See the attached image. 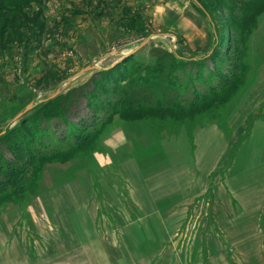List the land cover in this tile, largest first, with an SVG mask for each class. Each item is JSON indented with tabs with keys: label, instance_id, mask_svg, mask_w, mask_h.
Wrapping results in <instances>:
<instances>
[{
	"label": "rangeland",
	"instance_id": "374dc122",
	"mask_svg": "<svg viewBox=\"0 0 264 264\" xmlns=\"http://www.w3.org/2000/svg\"><path fill=\"white\" fill-rule=\"evenodd\" d=\"M180 1L194 10L210 28L211 34L210 22L202 12H198L196 4L192 0ZM208 1L220 36L224 37L221 48L226 44L229 47L230 43L232 46L234 29L228 26L222 3L220 0ZM169 3L170 0H44L40 3L32 2L17 11L0 10V132L7 124L9 127L19 126L28 139L33 132H42L45 129L39 127L38 121L32 117H39L38 111L44 106L43 99L51 96L57 89L65 92L91 78L97 80L98 70L108 68L148 37L150 43L135 51L128 62L115 71L121 79L127 78V74L141 66L153 65L154 48L175 50L182 56H203L213 45L212 34L210 45L198 52L188 51L182 38L173 44L170 38H162L163 35H160L161 31L169 27L161 28L159 23L169 26L176 25L177 22L176 15L173 16L174 19H170V15L167 18L169 20L163 17L158 22L153 18L155 9L166 7ZM251 33L242 42L245 49L242 61L243 84L237 86L229 102L217 112L218 117H228L232 111L230 107L244 93L254 69ZM92 63H97L98 67L67 82L79 70ZM207 63L212 67L210 61ZM200 70L202 72L203 68ZM123 82L124 80L119 81ZM105 98L111 99L100 92L96 94L92 104L83 99L84 105L79 113L71 114L69 118L82 127L96 126V121L91 119L94 114L99 115V108L105 106L99 101ZM30 102L34 103L32 108L14 120V116ZM186 116L183 120L168 115L162 118L151 117L149 120H129L122 114H115L101 127L84 151H80L82 153L57 157L56 160L45 163L37 183L25 190L23 195L0 202V264H46V261L56 258L61 247L67 245L70 239L74 240L67 230H71V219L75 214L69 216L68 212L73 213L80 206L79 201L87 206L93 218L97 219L98 227L102 229L113 226L117 228L125 218H132L134 212H131L132 205L126 194V183L117 172L115 160L112 156H104L100 157L99 162L92 159L93 155L95 152L107 153L103 140L112 136V132H119L124 126H129L135 129V136L142 135L146 143L152 141L162 153H170L164 163H168L169 159L177 166L178 158L172 155L177 152L188 156L194 148V130L202 118L195 116L193 120H186ZM258 120L247 118L242 125L244 142H233L226 147L238 151L232 158L229 169L231 180L228 182L230 190L239 196L236 198L239 205H234V211L240 216L241 207L244 211L257 207L262 210L259 233L264 245V159L256 155L258 141L252 138ZM54 125L56 135L64 131L62 124ZM52 127L50 126L51 130ZM199 159L196 158V165ZM161 161L158 159V163ZM180 168L178 166L177 171ZM223 176V173L220 174L217 180ZM183 179L192 191V180L187 175ZM208 184L211 193L190 206L188 213L192 218L186 220L183 227L210 232L207 236L210 251L208 252L207 247L203 259L205 264H238L233 252L220 244V237L217 235L218 227L222 228L231 217L228 211L231 205L226 203L228 198L224 199L222 194L219 195L216 180L212 176ZM248 196L253 203L249 202ZM46 212L50 219L47 221L44 215ZM66 213L68 221H64ZM2 216H8L6 221H1ZM59 229H63L68 236L59 234Z\"/></svg>",
	"mask_w": 264,
	"mask_h": 264
},
{
	"label": "crops",
	"instance_id": "0c3cea01",
	"mask_svg": "<svg viewBox=\"0 0 264 264\" xmlns=\"http://www.w3.org/2000/svg\"><path fill=\"white\" fill-rule=\"evenodd\" d=\"M170 15V19H174L173 16L176 15L178 20L175 19L176 25L159 23L161 28L169 27L160 32L162 38H170L173 44L182 38L190 52L204 50L210 45V28L194 10L180 0H170L166 7L154 10L153 18L158 22ZM149 39L150 37L129 49L123 56L135 53ZM250 41L253 46L254 69L244 93L230 107L232 111L227 118L219 116L200 119L193 133L194 148L188 156L177 152L172 155L178 158L177 166L169 159L168 163H164L170 153H162L152 141L146 143L142 135L135 136L133 127L124 126L122 130L112 132V136L103 140L107 153L95 152L92 159L99 161L100 157H113L117 172L126 183V194L134 215L132 218H125L117 228L113 226L102 229L98 227L97 219L93 218L87 206L79 201L80 206L73 213L68 212L69 216L75 214L71 219L72 228L67 230L74 240L70 239L67 245L61 247L57 257L46 261V264H205L203 259L210 232L205 229L198 231L194 227L187 229L183 225L192 218L188 213L190 206L211 193L208 184L211 176L216 180L219 195L222 194L224 199L228 198L226 203L231 205L228 210L231 217L222 228L218 227L220 244L233 252L238 264H264V245L259 233L262 210L257 207L244 211L241 207L240 216L234 211V205L238 204L236 198L239 196L230 190L228 182L231 180L229 169L232 158L238 151L226 147L233 142H244L242 125L247 118H256L259 119L258 126L252 138L258 141L256 155L264 159V12L251 33ZM201 56L184 57L196 60ZM196 158H200L197 165ZM217 158L220 159L216 161ZM158 159L162 160L161 163H158ZM178 166L181 167L179 171ZM222 173L224 176L217 180V176ZM186 175L193 182L192 191L184 183ZM248 198L253 203L252 198ZM68 213L64 214V221H68ZM44 215L47 221L49 213ZM6 218L2 216L1 221H6ZM71 224L69 223L70 227ZM58 233L68 236L63 229H59Z\"/></svg>",
	"mask_w": 264,
	"mask_h": 264
},
{
	"label": "trees",
	"instance_id": "16d2710c",
	"mask_svg": "<svg viewBox=\"0 0 264 264\" xmlns=\"http://www.w3.org/2000/svg\"><path fill=\"white\" fill-rule=\"evenodd\" d=\"M42 1L0 0V10L17 11L32 2ZM192 1L198 12L209 20L213 37L211 48L196 62L175 50L154 48L153 65L141 66L142 69H135L127 74V78L121 79L115 71L128 62L133 55L131 53L108 68L98 70L97 80L91 78L84 84L43 99L39 117H32L38 121L39 127L45 129L42 132H33L28 139L19 126L9 127L7 124L0 132V202L23 195L37 183L45 163L86 148L115 114H122L129 120H149L165 115L179 120L186 115V120H193L195 116L218 117L217 112L229 102L237 86L243 84L245 49L242 42L264 12V0H220L228 26L234 29L235 34L232 46L230 43L229 47L226 44L223 48L224 37L220 36L218 24L209 8L210 1ZM200 68H203L202 72ZM100 92L111 99H98L105 106L100 107L99 115L94 114L91 119L96 121V126L82 127L69 118V115L79 113L84 105L83 99L92 104ZM54 124H62L64 131L56 135ZM50 126H53L52 130Z\"/></svg>",
	"mask_w": 264,
	"mask_h": 264
},
{
	"label": "water",
	"instance_id": "95a60500",
	"mask_svg": "<svg viewBox=\"0 0 264 264\" xmlns=\"http://www.w3.org/2000/svg\"><path fill=\"white\" fill-rule=\"evenodd\" d=\"M96 67H97V65L95 63H92V64H89V65L85 66L84 68H82L81 70H79L74 76H72L71 78H69L67 82H69L72 78L80 75L81 73H84L85 71L91 70V69L96 68ZM59 92H60V90L57 89L51 96H55ZM33 104H34L33 102L28 103L22 110H20L14 116V120H17L20 116H22L23 113H25L26 111L30 110L32 108Z\"/></svg>",
	"mask_w": 264,
	"mask_h": 264
}]
</instances>
